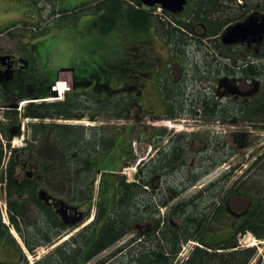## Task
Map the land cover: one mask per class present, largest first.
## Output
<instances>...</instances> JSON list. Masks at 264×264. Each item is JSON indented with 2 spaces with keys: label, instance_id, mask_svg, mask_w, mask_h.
<instances>
[{
  "label": "trees",
  "instance_id": "1",
  "mask_svg": "<svg viewBox=\"0 0 264 264\" xmlns=\"http://www.w3.org/2000/svg\"><path fill=\"white\" fill-rule=\"evenodd\" d=\"M220 1L198 0L197 11L187 23L177 20L175 16L171 17L180 28L165 32L169 50L178 51L179 54L184 49L188 52L197 43L196 40L199 43L203 40L201 47L197 43L199 49L195 54L202 49L206 51L202 59L204 65L206 64L205 69H210L218 61L216 57L222 59L220 55L226 52L215 37L225 26L236 20L225 13ZM241 1L244 5L238 9L236 17L242 19L252 13L264 15V0ZM135 5L140 6L138 0L103 1L101 13L96 15L97 22L94 24L102 28V36L117 34L113 37L120 42L118 48L122 46L127 49L124 58L119 63L117 61L116 65L111 64L113 61L101 64L94 59L93 71L81 69L82 77H76L75 82L82 93L73 92L62 102L30 104L25 109L24 117L42 120L60 117L75 119L80 117L76 111H81V117H88L91 121L98 117L134 120L135 123L140 121L138 115L145 112L139 104V98L154 71L157 58L149 48V42L152 41V16L135 10ZM197 36H200L201 41ZM261 51V59L258 58L254 65H247L244 70L245 76L261 82V92L254 100L248 103H228L227 106H216L217 109L214 103L197 95L195 103L192 104L193 108L185 112L191 114L198 111L203 120H227L230 125L244 122L253 124L254 129H264V39L261 42ZM213 52L218 55L214 57ZM230 53L231 50L227 52ZM89 75L95 78V86L91 94L86 95L83 91L87 87L86 76ZM20 81H12V85L9 84L11 87L4 86L1 89V105H8L13 98L46 99L51 96L50 84L53 82L46 84L44 80L38 81L32 86V93L25 88L28 81ZM163 87L164 101L169 100L170 94L176 95L179 103L188 100L182 87L172 89L167 84ZM182 109L185 110L184 105L181 106V112ZM133 110H136V114L131 117ZM174 110L167 115L173 117ZM4 127L0 126L1 134L8 141L7 127ZM114 132L112 136L107 128L98 130L59 124H30L26 147L20 150L18 156L15 150L9 152L4 169L2 162L5 155L3 148H0V183L5 186L3 193L7 201L8 218L11 227L16 230L31 255L35 254L37 248L52 246L69 229L35 196L36 183L50 187L54 193L63 194L70 203L82 207L88 205L89 208L94 198L93 186L100 174L93 221L69 240L55 246L34 264L251 263L256 250L240 248L237 237L251 234L257 240H264V151L258 152L257 158L240 176L236 177L234 174L240 166L228 169L217 182L186 199H179L184 190L198 183L206 173H202L200 167L196 173H191L186 161L182 159L178 163L180 171L174 178L173 188L163 190L162 185L151 187L150 184L159 183L158 174L161 169L160 161L153 159L147 165L155 177L143 174L144 165L138 167L135 182H127L125 176L121 175V169L129 167V163L136 158L125 139L128 131L125 128H115ZM164 133L165 131L159 135ZM189 138L190 136L179 134L171 144H186L185 141L188 143ZM137 139L144 140L141 137ZM216 151L217 145H213V156L207 162L210 165L209 171H214L234 155V152H229L227 157L219 158L215 157ZM26 160H32L34 177H26L17 182L15 169L21 166L24 170L23 163ZM202 165L205 167V164ZM191 176L195 178L189 179ZM153 178L155 180L152 182ZM233 178L235 179L232 181ZM218 182L220 183L217 187ZM220 193L222 197H219ZM14 195L19 198L12 201ZM237 201L240 204L244 201L245 205L240 211H235L241 215L233 218L229 215L227 206H234ZM30 208L35 209L37 220L31 219ZM161 208L165 209L163 215ZM228 217L231 219L230 223L226 221ZM211 230L214 232L209 234ZM131 231L134 232L133 236L123 240ZM0 240H5L3 244L17 250V255L20 256L17 264H28L1 219ZM189 242H195L196 245L184 259L181 250ZM110 249L114 250L102 258L99 257Z\"/></svg>",
  "mask_w": 264,
  "mask_h": 264
},
{
  "label": "rangeland",
  "instance_id": "2",
  "mask_svg": "<svg viewBox=\"0 0 264 264\" xmlns=\"http://www.w3.org/2000/svg\"><path fill=\"white\" fill-rule=\"evenodd\" d=\"M37 2L38 5L42 6L40 11L43 12V16H44L43 19H39L38 17L34 18L32 16L33 13H35L36 15L38 9L36 8V6H34L33 3L24 4L22 0H0V32L5 29L11 28L7 30L5 33L0 35V53L9 54V55L17 53L18 55H22L23 57L26 58V51L24 50L23 43L19 41V37H22L25 31L31 33L33 32L32 36L27 42H32L33 44L39 42L40 44L39 45L40 53H39L38 62L35 63L36 61H31V65H33L32 67L37 68L34 76L50 77L53 76L55 73L58 74V72H60V74H58L59 78L56 79L55 82L58 81V82L66 83L67 86L66 85L65 86L67 87L66 89L67 91V90H71L72 75L69 72H61L60 70L68 69L71 66L75 67L80 65L79 67H84V64H86L90 58L95 59L101 64H103L104 62L109 63L111 61H113L111 64H115L117 61L119 63L122 57L124 58L125 51H127V49L122 48V46L120 47V49L115 47L114 45L115 38L110 35L102 36L101 34L102 28L94 27L90 25V23L83 26L86 23H84V17L82 20H80L81 14H72L71 16H68L66 18V21L65 18L59 19L58 22L53 21V19L56 18L55 17L56 13L52 15L48 14V9L45 7L46 5L41 0H37ZM190 2L192 3V5ZM190 2L188 4L187 9L185 10V13L183 12L179 17H177L178 20L184 21L185 19H188L191 16L193 5L196 2H198V0H190ZM220 2H221V8L223 7L224 10L225 8H227L225 10V13L229 14V16H232L233 19L236 20L230 23H235L244 19V18L241 19V17L240 18L236 17L239 7L243 4L241 1L221 0ZM233 9H235V11H233ZM25 22H29V23L23 24ZM32 22L33 24H31ZM163 26L164 27L160 26L158 22L154 19L152 20V26L150 25V35L152 36L151 38L152 41L149 42V46H150L149 48H150V52L154 55V57L158 59L157 61H155L154 65H156L158 62L161 63L162 66L165 65L168 66V64H170L168 67V72L170 75L168 76V79L165 80L164 82L169 86V88H179V86L181 85V87L185 92V96L188 97V100L184 101V103H179L180 102L178 101L179 98L176 99V95L170 94L169 100L167 101L166 99L164 101V103L166 104V106H168L169 109V111H167V114L168 112L173 111V109L176 110V111L174 110L176 113H174L173 117L164 116L166 112L164 111L163 99L161 98V95L158 93L159 84L154 74L156 72V68L159 67L157 65L154 66L155 70L149 76V79L145 84V91L143 95H141V97L139 98V104L143 107V109L155 115L148 114V116L143 117L142 115L139 114L137 118H139L140 121L138 123H135L134 120H129L127 122L114 121L113 123H111L112 119L101 117L99 118L100 122L98 121L89 122L85 118L81 121H73L67 124H71L74 126H96L98 130H101V128L105 127L108 128L107 131L110 135L114 134L115 128H120V129L126 128V130L128 131L126 133L127 138H125L127 140V143L129 144L130 141L136 142V149H133V153L135 154L136 160L142 158L145 159L148 154L145 145H142V144H147V141L138 143L136 139L139 136L143 139L149 137L148 138L149 143H151L150 140H152L153 144L155 145L164 144L163 142H160L159 137L155 134V131L156 132L160 131L161 128L167 130V132L170 135L169 138L174 135L177 136L178 134H185L190 137L191 135L192 136L199 135V137L202 138L204 141L210 140L212 141L213 144H215V139L219 140L218 135L222 132L221 135L223 136V138L221 137L222 140L220 141V144H227L229 151L232 153L234 152L235 155L231 157L225 165L221 166L219 169L214 171L208 178L200 181L197 184L196 189L191 188V190L186 195L181 196V199H186L190 197L195 190H199L200 187L207 185L209 182H216L215 180L223 172H226L228 168L232 169L234 167L240 166V169H237L234 172L236 177L240 176L242 171L246 170V168L250 166V164L254 161V159L257 158L258 152L264 151V129L263 128L253 129L250 124H247V125H238L237 127H235V129L232 128L228 129L225 127L224 129L226 130L225 132H223L222 130L223 127L217 123L211 124L207 120L195 119L196 117L194 118L192 115L186 117L185 115L182 114V112L180 111L181 106L184 105L186 109L191 107L192 104L195 103L197 95L199 97L207 98L208 96H211V94H214L210 89H208L209 87L208 84H210V86H212L213 88L214 85L216 84V80H215L216 78L212 79V76L210 74L206 76H203L202 74H198V76L194 77V72L193 73L190 72L192 76L191 80L185 81L186 78L184 80H181V78H179L180 74L178 72V66L174 65V63L172 62L183 63L185 59H187L188 61L189 59L195 60L194 54L192 52H197L199 47H201L202 45L198 41V43L200 44L199 47L195 44L193 47H191V49H189L188 52L186 51L189 59L186 58V56L184 57V51L183 53L181 52L180 54L178 51H172L171 53L167 45L166 33H165L166 31H169V27L165 25ZM33 28H35L34 31L32 30ZM79 34H81L82 36H80ZM102 38H103V43L105 42V44L103 45L100 44ZM22 40L26 42L27 39L22 38ZM98 47L102 48V52L98 50ZM93 48L96 49L95 54L92 53ZM115 50H117L118 52H116ZM197 54H198V59L200 60L202 53L199 51ZM177 55H179V57ZM244 55H246V53ZM172 57L175 59V61H172ZM184 67H186V65H184ZM186 68L187 70H190L188 67ZM84 73L85 72H83V74ZM255 85H257L258 88L261 87L260 83H256ZM25 88L28 89V86H26ZM66 91L62 94L60 93L62 95V99L60 100H63L64 98L63 94H65ZM57 93H55L56 94L55 96H53L52 98H48L47 100H49V102L58 101L59 93L58 96ZM88 93L91 94V92L89 91ZM23 104L24 105H22L21 111H23V115H24L28 101H24ZM213 105L215 106V108H217L216 107L217 103H214ZM12 107H17V111H18L20 107V102L16 103V100H14L13 98V101H11L6 106V108L9 109ZM1 108L2 107H0V122L6 124L9 130L12 129L14 126H19L20 128L19 136L16 135L9 145L4 144L6 143V141L2 135L0 136V148L1 149L3 148L4 150L3 153L5 155V158L3 159L2 162V169H4L7 165L9 151H14V150L17 151L16 154L18 156V154H20L19 152H21L20 150L25 148L26 138L29 130L28 126L29 124L32 123V121L24 117L21 118L20 113L17 116V114L15 113H11V115H9L7 114V112H4L5 113L4 115V113L1 111ZM12 110L16 111L15 109ZM133 114H136V110L132 111L131 117L133 116ZM56 123H60L59 125L66 124V122L61 120L56 121ZM49 124H53V123H49ZM250 130L252 134H250V136L247 137L246 140L245 139L242 140L240 136L236 135L239 132H245ZM195 144L196 145L194 146V150L197 154L202 150L203 143H201L200 140H196ZM153 154H154V150L150 152L149 154L150 157ZM187 158L188 160H186V162L187 163L192 162L193 164H195V166H198L197 163H199L202 160V158H199L197 155L190 152L187 153ZM147 160H149L148 157L146 158L145 162H147ZM29 162L31 163V165L29 166V168L25 170H20V167H16L15 174L17 175V182H19L22 178H24L27 172L34 174L32 160H30ZM134 163L135 160L130 165H133ZM133 167L132 169L125 170L124 172L127 180H133L135 178L134 177L135 172L133 170ZM33 177L34 175H32V178ZM233 180L234 179H232V181ZM38 186H40V190L41 189L43 191L45 190L49 194L57 198H60L62 200H65L66 198L63 194L60 195L59 193L57 194L52 192L50 187L47 186L43 187V185L41 184H39ZM0 188L2 189L1 190L2 193L0 191V213L2 212V214L4 215L6 214L5 207L3 204L6 200L5 194H3V190L5 189V186L1 185ZM93 188L95 192L96 188L95 187ZM38 190L39 189H37V191L35 192V196H37ZM219 197H222V193H220ZM18 198L19 196L14 195L11 200L14 201L17 200ZM67 202L69 203V201ZM95 203H96V199H94L91 202V206L89 208L88 205L82 207V209L86 213H88V219L79 226L75 227L74 229H71L66 233L62 234L61 237L59 238L60 240L58 239L59 241L57 243L62 241L65 242V240H69V238H71L72 235L76 234L78 230L83 229L84 228L83 226H85L91 221L95 213V207H94ZM244 205H245L244 201L241 204L238 203L237 201V203H235L234 206L231 205L230 209L234 212L235 211L237 212L240 211L242 207H244ZM201 207H204V205H202ZM30 210H32L31 219L37 220L38 215L35 209L30 208ZM163 212L165 213V210ZM226 221L230 223L231 222L230 217H228V220ZM211 232H214V230H211L209 234H212ZM133 233L134 232L131 231L123 240H127L128 238L133 236ZM9 234L13 238H15L14 240L16 244H19V246L23 248L20 238L17 236L16 232L11 227L9 228ZM237 240L238 243L240 244L239 246L240 248H254L256 250V255L254 256L250 264H264V240H257L251 234L238 236ZM4 241L5 240H0V264H17L20 261V256H18L16 252L17 250L13 247H7L5 244H3ZM193 243H189V245L183 249L182 256L184 257V259L187 258L190 250L192 249V247H194ZM51 249L52 247L39 248L36 251L37 254L36 257L41 258L42 256L46 255ZM113 250L114 249L107 250L104 253H102L99 257L102 258ZM36 257L27 254V257L25 258L28 264H34V262L37 261Z\"/></svg>",
  "mask_w": 264,
  "mask_h": 264
},
{
  "label": "flooded vegetation",
  "instance_id": "3",
  "mask_svg": "<svg viewBox=\"0 0 264 264\" xmlns=\"http://www.w3.org/2000/svg\"><path fill=\"white\" fill-rule=\"evenodd\" d=\"M22 1L24 2V4L33 3L34 6H36V8L38 7L37 12H36L37 16L35 15V13H33L34 16L38 17L39 19L44 18L43 12L40 11L42 6L38 5L37 0H22ZM41 1L46 5L45 7L48 9V14L52 15L56 13L55 15L56 18L53 19V21H58L59 19H62V18H65L66 20V17L72 14H81V15L91 14L93 11L96 10L95 8L100 3L101 0H41ZM31 35H32L31 32H24L22 35V38H25L27 40L26 42L23 41L24 39L21 40V42L24 45L23 46L24 50L26 51V58L28 59H26L22 55H18L17 53L10 54V55L0 53V57L5 56V55L10 57V60L8 61L1 60L0 62V91L2 88H4V86L11 87L12 81H17V80L23 81V80L28 79V82L30 83V84L28 83L29 86L27 85L28 89H30V92L34 93V89L32 86L36 85V82L30 78H34V76L32 75L35 74V71L33 72L34 67H32L33 65L31 66V61H36L35 63L38 62L39 53H40L39 51L40 44L39 42H36V44H33L32 42H27L30 39ZM228 47L230 48H225V50L226 51L231 50V53L233 54L231 56L224 55L222 57V62L215 61V63L211 66V68L207 69V71L211 72L212 79L216 78L215 79L216 84L214 85V87L212 88L210 84L208 87V89H210L215 94V95L211 94V96H208V98L210 99L212 103H218V104L225 103L226 105L227 103H229V101H232L235 103H237L238 101H247V100L252 99V97H254L255 94L257 93V86L255 85L257 82L256 81L257 79L254 80V78H251V77L247 78L246 76H244V71L243 70L241 71L242 66H240L242 62L233 61L231 60V58H234V59L243 58V56L238 57L241 55L243 50H247L252 53L260 54L261 53L260 45L244 44V45H234V46H228ZM58 74H56L55 77H50L48 83L50 84L54 79L55 80L58 79L59 78ZM71 75H72V84L74 85L72 87V91H75L76 90L75 76H73V73H71ZM223 78L233 80L234 82H231L232 86L226 82H223L222 85L219 87V83L221 79ZM10 83L11 85H9ZM23 83L24 82H22V84ZM233 86L237 87L242 92V96H239L236 94L237 89H234ZM14 100L18 101L17 98H14ZM76 114L77 116H79L81 112H77ZM77 118H80V117H77ZM19 129H20L19 126H14L10 131L8 129L9 135L11 134V136H14L16 133H17L16 135H18V133L20 132ZM245 137L246 135L244 134L240 135V138L242 140L245 139ZM196 140H197V137H195V139L192 140V142H190L191 144H184V145L183 144H159L158 147L154 150V154L151 155V157L149 155L151 150L147 152L148 153L147 157L149 160L153 158L155 160L156 159L159 160L161 163V169L158 174L159 175L158 177L160 178L158 181L159 183L158 184L152 183L150 184L151 187L157 188L162 185L163 190H168L170 188H173L174 186L173 184H175L174 178L180 171V165H178V163H180L182 159H184L185 161L187 160L188 152L197 155L199 158H202V160L200 161L201 163L200 171L202 173L208 174V171L210 170L208 168L210 165H208L207 162L211 159L209 155L212 154V149H211L212 144H207V142L205 141V144H202V150L196 154L194 150V146L196 145L195 144ZM6 144H10V142L7 141ZM145 145L147 146L146 149H148L149 144H145ZM149 160H147V164L151 162V160L150 161ZM18 161L19 160H17V162ZM29 161L30 160L25 161L23 163L25 169L29 168V166L31 165ZM147 164L145 166V171L143 172V174L145 176L149 175V176L155 177L156 175H152L150 167ZM190 164L192 165L193 163L190 162ZM202 164H205V167H203ZM19 167L21 170V166ZM196 171H197V168L195 167L193 172L196 173ZM26 174L32 176L29 173H26ZM191 178H195V177L191 176L189 179ZM154 180L155 178L152 179V182ZM158 190L161 191L160 188ZM80 211L83 212L82 209L79 208L78 213H80ZM77 215L78 214H76L73 210H69L68 212V217L70 221H73L74 218L77 217Z\"/></svg>",
  "mask_w": 264,
  "mask_h": 264
},
{
  "label": "water",
  "instance_id": "4",
  "mask_svg": "<svg viewBox=\"0 0 264 264\" xmlns=\"http://www.w3.org/2000/svg\"><path fill=\"white\" fill-rule=\"evenodd\" d=\"M146 6L152 7L155 5L160 6L162 9L171 12L173 14H178L183 11L186 0H139ZM264 37V16L257 17L256 15L250 16L245 22L237 24L233 27L228 28L222 36V42L224 44H234L237 42H244L249 38L252 43L260 42ZM225 82V81H222ZM39 198L45 203L49 204V200L54 202V207L57 213L61 216L65 223H76L80 221L83 214L80 213L79 216L73 221L69 220L68 212L73 210L76 212V208L69 207L65 205L62 201H54L51 196H48L45 191H41ZM51 206V204H49Z\"/></svg>",
  "mask_w": 264,
  "mask_h": 264
},
{
  "label": "bare ground",
  "instance_id": "5",
  "mask_svg": "<svg viewBox=\"0 0 264 264\" xmlns=\"http://www.w3.org/2000/svg\"><path fill=\"white\" fill-rule=\"evenodd\" d=\"M245 22V21H244ZM67 87L65 86V84L63 82H58V85L55 88V92L57 93H64L66 91ZM89 124V123H88ZM42 201V199H40ZM13 234V233H12ZM18 236V235H17ZM19 237V236H18ZM21 240V239H20Z\"/></svg>",
  "mask_w": 264,
  "mask_h": 264
}]
</instances>
